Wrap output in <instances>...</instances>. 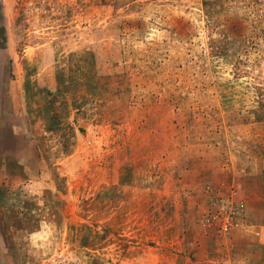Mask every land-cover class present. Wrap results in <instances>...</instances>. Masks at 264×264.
I'll return each instance as SVG.
<instances>
[{"label":"rangeland","instance_id":"374dc122","mask_svg":"<svg viewBox=\"0 0 264 264\" xmlns=\"http://www.w3.org/2000/svg\"><path fill=\"white\" fill-rule=\"evenodd\" d=\"M0 264H264V0H0Z\"/></svg>","mask_w":264,"mask_h":264}]
</instances>
